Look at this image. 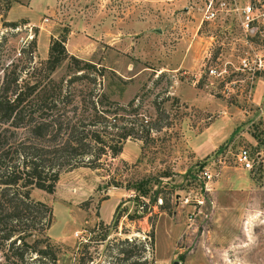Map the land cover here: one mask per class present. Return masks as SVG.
Returning a JSON list of instances; mask_svg holds the SVG:
<instances>
[{"label":"rangeland","instance_id":"obj_1","mask_svg":"<svg viewBox=\"0 0 264 264\" xmlns=\"http://www.w3.org/2000/svg\"><path fill=\"white\" fill-rule=\"evenodd\" d=\"M204 1L0 0V92H69L78 110L124 108L132 128L102 170L63 171L51 194L29 189L51 209L57 264H264V80L235 71L249 52L236 19L200 24ZM53 39L93 69L66 59L47 75ZM239 149L250 171L234 163ZM0 264H15L1 244Z\"/></svg>","mask_w":264,"mask_h":264},{"label":"trees","instance_id":"obj_2","mask_svg":"<svg viewBox=\"0 0 264 264\" xmlns=\"http://www.w3.org/2000/svg\"><path fill=\"white\" fill-rule=\"evenodd\" d=\"M66 59L75 72L93 69L68 56L62 39H53L47 49L45 73L49 75ZM80 75L72 80L81 79ZM7 92H0V126H8L0 128V244L4 259L15 264H57L55 247L45 235L51 209L33 201L29 189L51 194L63 171L76 167L102 170L100 160L117 158L132 128L126 127L118 114L124 108L113 104L101 112L96 101L80 100L84 107L78 110L69 92L45 90L37 95V90L30 89L24 95L14 90L9 97ZM9 128L22 130L23 138L10 141L6 135ZM133 189L140 196L147 194L144 186Z\"/></svg>","mask_w":264,"mask_h":264},{"label":"built area","instance_id":"obj_3","mask_svg":"<svg viewBox=\"0 0 264 264\" xmlns=\"http://www.w3.org/2000/svg\"><path fill=\"white\" fill-rule=\"evenodd\" d=\"M229 14L236 19L242 43L249 49V52L238 58V66L235 71L244 74L250 84L255 79L264 80V51L260 46L257 49L252 47L254 40L264 41V0H246L241 6H238L237 0H205L201 8L200 24L224 19ZM205 57L207 59L208 56ZM207 73L212 77H218L223 75L225 70L208 69ZM233 159L241 169L246 171L252 169V162L247 150H237Z\"/></svg>","mask_w":264,"mask_h":264},{"label":"crops","instance_id":"obj_4","mask_svg":"<svg viewBox=\"0 0 264 264\" xmlns=\"http://www.w3.org/2000/svg\"><path fill=\"white\" fill-rule=\"evenodd\" d=\"M122 30H123V29H119V28L117 27V29H116L117 35H119L121 32H123Z\"/></svg>","mask_w":264,"mask_h":264},{"label":"water","instance_id":"obj_5","mask_svg":"<svg viewBox=\"0 0 264 264\" xmlns=\"http://www.w3.org/2000/svg\"><path fill=\"white\" fill-rule=\"evenodd\" d=\"M172 264H178V262L177 261H174V262H172Z\"/></svg>","mask_w":264,"mask_h":264}]
</instances>
